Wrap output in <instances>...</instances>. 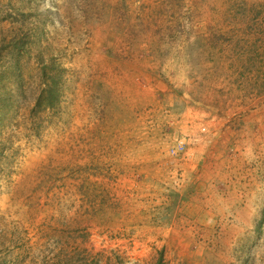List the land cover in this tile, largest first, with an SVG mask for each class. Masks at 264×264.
Returning a JSON list of instances; mask_svg holds the SVG:
<instances>
[{
    "label": "rangeland",
    "instance_id": "obj_1",
    "mask_svg": "<svg viewBox=\"0 0 264 264\" xmlns=\"http://www.w3.org/2000/svg\"><path fill=\"white\" fill-rule=\"evenodd\" d=\"M0 119V264H264V0H0Z\"/></svg>",
    "mask_w": 264,
    "mask_h": 264
},
{
    "label": "built area",
    "instance_id": "obj_2",
    "mask_svg": "<svg viewBox=\"0 0 264 264\" xmlns=\"http://www.w3.org/2000/svg\"><path fill=\"white\" fill-rule=\"evenodd\" d=\"M185 147H186L185 142L178 143L177 145H175L171 149V155L172 156H179L180 154H182L185 151Z\"/></svg>",
    "mask_w": 264,
    "mask_h": 264
},
{
    "label": "trees",
    "instance_id": "obj_3",
    "mask_svg": "<svg viewBox=\"0 0 264 264\" xmlns=\"http://www.w3.org/2000/svg\"><path fill=\"white\" fill-rule=\"evenodd\" d=\"M2 126H3V121L2 119H0V131H1Z\"/></svg>",
    "mask_w": 264,
    "mask_h": 264
}]
</instances>
